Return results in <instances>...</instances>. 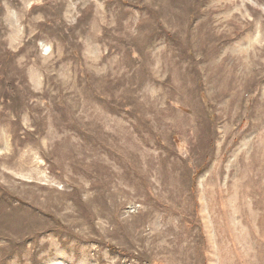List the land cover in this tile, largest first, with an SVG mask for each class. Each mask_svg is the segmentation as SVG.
<instances>
[{
	"label": "rangeland",
	"instance_id": "374dc122",
	"mask_svg": "<svg viewBox=\"0 0 264 264\" xmlns=\"http://www.w3.org/2000/svg\"><path fill=\"white\" fill-rule=\"evenodd\" d=\"M0 264H264V0H0Z\"/></svg>",
	"mask_w": 264,
	"mask_h": 264
},
{
	"label": "trees",
	"instance_id": "16d2710c",
	"mask_svg": "<svg viewBox=\"0 0 264 264\" xmlns=\"http://www.w3.org/2000/svg\"><path fill=\"white\" fill-rule=\"evenodd\" d=\"M111 249L117 251V249L115 247H111Z\"/></svg>",
	"mask_w": 264,
	"mask_h": 264
}]
</instances>
